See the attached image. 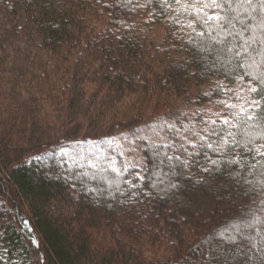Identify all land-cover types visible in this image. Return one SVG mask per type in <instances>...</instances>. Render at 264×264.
<instances>
[{
  "label": "trees",
  "instance_id": "1",
  "mask_svg": "<svg viewBox=\"0 0 264 264\" xmlns=\"http://www.w3.org/2000/svg\"><path fill=\"white\" fill-rule=\"evenodd\" d=\"M255 9L0 0V264H264Z\"/></svg>",
  "mask_w": 264,
  "mask_h": 264
},
{
  "label": "snow or ice",
  "instance_id": "2",
  "mask_svg": "<svg viewBox=\"0 0 264 264\" xmlns=\"http://www.w3.org/2000/svg\"><path fill=\"white\" fill-rule=\"evenodd\" d=\"M180 0H177V3H179ZM198 2L202 3L205 8L209 9H222L225 4H227L229 7H231V0H198ZM241 5L247 4L250 8L251 11H255V3H258L260 6L261 12H264V0H240ZM206 19L205 23H208L209 21H214L221 27H224L225 24H232V21L228 19L226 16L220 15L219 13H216L214 15H208L207 13L204 14ZM191 27V25H189ZM234 27V25H233ZM260 27H264V21H261ZM264 42V41H262ZM245 44L248 42L245 41ZM261 84H264V79H261ZM251 91H257L256 88H252ZM251 118V117H249ZM227 124L228 122L225 121ZM261 155H264V153H261Z\"/></svg>",
  "mask_w": 264,
  "mask_h": 264
},
{
  "label": "rangeland",
  "instance_id": "3",
  "mask_svg": "<svg viewBox=\"0 0 264 264\" xmlns=\"http://www.w3.org/2000/svg\"><path fill=\"white\" fill-rule=\"evenodd\" d=\"M14 20V18H13ZM12 21L11 17L6 16L4 13L0 14V25H9ZM153 39H155L157 41V44L159 47H163L164 42L166 40V33L163 31V29L159 28V27H155L153 28ZM117 137H119L118 139H109L110 141H112L113 145H119V146H123L126 147L127 149H130L129 151H127V156L131 158V160L136 161L138 159H140V153H139V149L134 146L128 139V137L126 136H121L119 134L116 135ZM35 236V235H34ZM32 237V245L39 249V240L36 238Z\"/></svg>",
  "mask_w": 264,
  "mask_h": 264
}]
</instances>
